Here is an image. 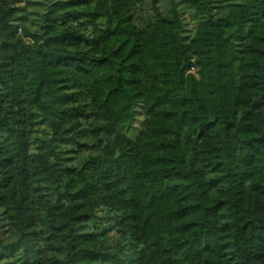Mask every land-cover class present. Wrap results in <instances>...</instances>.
Returning a JSON list of instances; mask_svg holds the SVG:
<instances>
[{
	"label": "trees",
	"instance_id": "1",
	"mask_svg": "<svg viewBox=\"0 0 264 264\" xmlns=\"http://www.w3.org/2000/svg\"><path fill=\"white\" fill-rule=\"evenodd\" d=\"M169 2L0 0V264H264V0Z\"/></svg>",
	"mask_w": 264,
	"mask_h": 264
},
{
	"label": "rangeland",
	"instance_id": "2",
	"mask_svg": "<svg viewBox=\"0 0 264 264\" xmlns=\"http://www.w3.org/2000/svg\"><path fill=\"white\" fill-rule=\"evenodd\" d=\"M49 0H14V4L18 7H22L26 11L27 19L29 22V25L35 29L36 25L39 24L42 21V15L46 10V4ZM151 1H155V3L158 5L159 10L163 13H167V11L170 8V2L169 0H144V4L139 9V19L142 21H147L154 19L153 14L150 10V3ZM175 8L181 13V16L183 18L184 23V29L186 32H188L191 29V24L188 20V13L184 11L183 7L181 6L179 0H173ZM224 11L222 8H217L214 10V13L217 16H222L224 14ZM88 36L91 35V28H87L84 30ZM131 127L124 128L127 132H132ZM35 135L42 136L41 132H36ZM71 147L60 145L58 147L59 151V158L61 159V163L64 164H70L75 165V162L73 160H66L67 157H72L73 154L68 153L67 151L70 150ZM17 236L15 234H11L8 239L6 240V245H12V247H16L17 257H19L21 260L24 257L22 254V248L18 247V244L16 243ZM16 255V254H15Z\"/></svg>",
	"mask_w": 264,
	"mask_h": 264
}]
</instances>
